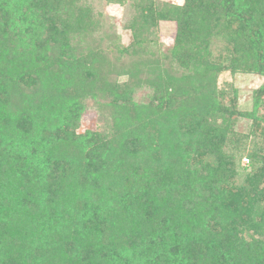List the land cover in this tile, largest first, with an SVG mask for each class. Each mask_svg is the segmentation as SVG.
<instances>
[{
    "label": "trees",
    "instance_id": "1",
    "mask_svg": "<svg viewBox=\"0 0 264 264\" xmlns=\"http://www.w3.org/2000/svg\"><path fill=\"white\" fill-rule=\"evenodd\" d=\"M33 1L65 19L45 38L0 0V264H264V117L236 112L217 88L225 71L264 77V0L170 8L179 71L145 59L123 73L156 69L150 103L115 100L112 128L86 135L74 117L104 87V64L91 53L75 74L58 70L86 14L73 0ZM142 10L140 34L155 16ZM142 45L135 37L129 55ZM235 115L257 135L232 133Z\"/></svg>",
    "mask_w": 264,
    "mask_h": 264
},
{
    "label": "rangeland",
    "instance_id": "2",
    "mask_svg": "<svg viewBox=\"0 0 264 264\" xmlns=\"http://www.w3.org/2000/svg\"><path fill=\"white\" fill-rule=\"evenodd\" d=\"M73 3L77 9L85 12L86 18L82 21L85 25L76 28L74 24L71 27L72 29L68 34L67 57L62 56L63 59L59 62L58 70L63 74H75L79 62L74 61V59L93 53L92 55H98L97 61L104 64L102 77L106 80L105 84L104 81L102 82L104 87L94 93L93 98L87 97L83 101V110L79 116L74 117L78 127L77 133L86 135L112 128L108 111L110 104L115 100L118 105L127 102L128 107L138 109H144L150 103L154 93L152 79L156 74V69L152 72L146 70L140 74L139 72L130 74V80L127 79V82H125L126 77L121 76L123 73L129 71L132 67L133 69L136 67V69L141 68L142 66L139 63L145 61V59L154 61L155 64L150 68L159 67V60L162 63V68L167 67L170 69L173 67L172 70L179 71L174 61L170 60L177 25L175 21L169 20L168 17H170L169 9L182 6L184 0H73ZM146 5L153 7L155 16L154 20H148L147 18L148 24H144L143 28L145 30L140 34L137 27L140 26L141 16H145L142 9ZM19 6L20 10H14ZM9 7L14 8L13 11L17 16L24 11L27 17V29L32 30V26H34L38 33H44L45 38L47 33L52 30L47 31V27H50V19L54 20L53 28L59 26L65 19L63 11L62 18H58V11L55 12V17L43 13L41 6L33 0H11ZM66 23L64 22V24ZM135 37H137L139 43L142 42L143 49L141 48L137 53L133 52L129 55L128 52L134 43ZM40 41H43V39H40ZM215 44H217L216 41L213 45ZM51 45L53 50L58 47L54 43ZM187 73L192 74V72ZM191 76L194 82L197 76ZM263 83L264 77L258 73L239 72L231 74L229 71H225L218 76L217 88L220 91L224 90L227 94H224V103L228 104V100L233 101V110L236 112L247 114L253 111L258 115L257 117H264V102L262 99L258 103L256 102L257 90ZM191 91L194 93L195 89H189L187 93L192 94ZM197 92L201 93V90H197ZM229 129L237 137L238 135H249L250 131L257 135L254 121L249 117L244 118L240 115L233 117ZM155 139L151 136V141L156 145ZM16 149L20 150L21 146ZM246 157L244 153L242 159L238 162L242 169L249 163ZM238 180L237 178V182ZM232 183H234V187H238L236 180Z\"/></svg>",
    "mask_w": 264,
    "mask_h": 264
}]
</instances>
